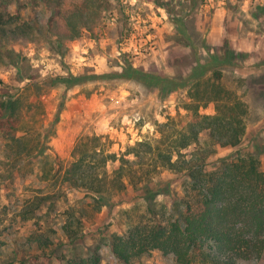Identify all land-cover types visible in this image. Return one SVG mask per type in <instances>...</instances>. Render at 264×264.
I'll return each instance as SVG.
<instances>
[{
	"label": "rangeland",
	"instance_id": "374dc122",
	"mask_svg": "<svg viewBox=\"0 0 264 264\" xmlns=\"http://www.w3.org/2000/svg\"><path fill=\"white\" fill-rule=\"evenodd\" d=\"M162 1L170 2V8L157 0H112V14L107 12L106 21H92V29L85 28L82 36L59 42L57 37L69 30L68 14L83 6L90 11L86 0H0L4 15V24H0V97L25 96L23 108L33 129L26 140L29 147H35L32 157L23 155L19 161L8 157L17 149L6 147L0 129V264H21L40 252L38 243L29 240L33 230L54 242L53 253L47 250L54 255L41 256L36 264H58L57 256L62 253L89 256L96 247L102 253L101 264H126L110 249L112 234L128 231L123 210L148 186L156 187L158 201L172 208L176 195L184 193L186 172L151 166L146 158L144 169L135 177L138 183L133 185L125 177L127 189L105 198L97 210L99 204L85 197L84 191L63 183L62 173L57 181L54 177L44 182L30 172L42 167L38 149L44 148L65 166L73 159L79 140L96 136L106 153L117 156L108 162L112 171L122 157L135 159L132 153L126 155L130 147L144 141L156 147L168 130H175L174 136L186 131L190 120L186 104L191 101V84L196 78L221 73L212 78L220 90L249 105L242 143L233 148L214 144L215 153L206 168L212 170L223 160L252 153L264 170V0ZM123 6L127 22L120 20ZM179 18L184 20V31L176 21ZM118 24L131 28L123 39ZM129 66L136 71L130 74ZM141 74L171 81L156 86ZM72 76L79 79H59ZM200 112L215 113V104L201 106ZM200 138L207 141L209 132L202 131ZM59 164L53 162L54 171ZM147 168L149 174L143 172ZM48 187L56 197L35 213H22V196ZM68 205L76 207L78 218L73 228L79 237L73 246H67L70 234L64 227ZM79 207L87 211H78ZM133 264L177 262L172 255L154 251ZM237 264L253 263L240 260Z\"/></svg>",
	"mask_w": 264,
	"mask_h": 264
},
{
	"label": "trees",
	"instance_id": "16d2710c",
	"mask_svg": "<svg viewBox=\"0 0 264 264\" xmlns=\"http://www.w3.org/2000/svg\"><path fill=\"white\" fill-rule=\"evenodd\" d=\"M85 3L91 6L90 11L88 6L71 11L66 17L69 30L60 34L57 41L76 39L82 36L85 28L92 29V21H106L107 12L111 13L109 9L113 5L112 0H86ZM157 4L170 8V2L166 4L157 0ZM124 8L121 9L123 18L120 20L127 22L129 16ZM3 17L0 13V24H4ZM176 21L184 31L183 18ZM118 27L122 39L129 35L131 28L127 24H118ZM132 71L136 70L129 66L128 72L131 74ZM141 76L151 78L156 86L171 81L158 75ZM220 76L221 73L214 72V76L196 78L191 84V101L186 104L190 120L185 132L174 136L175 130L170 129L156 147L151 141L130 147L126 155L132 153L135 159L122 157V163L114 170L108 169V162L117 159V156L106 153L100 147L98 137L87 136L76 143L73 159L65 166L46 153L44 148L41 151L39 148L42 167L37 172L32 168L30 172L36 173L44 182L54 177L57 181V176L62 173L63 183L73 190L84 191L85 197L93 199L95 205L99 204L97 210L101 209L105 198L127 189L125 177L133 185L138 183L135 177L139 175V170L144 169L146 158V161L150 159L151 166L160 165L178 173L186 172L188 178L184 183V193L176 195L171 209L167 203L158 201L157 188L148 186L130 208L123 210L129 228L126 233L112 234V253L126 264L136 263L154 251L174 256L177 264H237L240 260L264 264V170L260 168L259 158L252 153L238 154L231 160H223L215 169L206 168L215 153L214 144L225 148L238 147L247 129L248 103L239 96L220 90V84L212 79ZM59 79L73 82L79 77ZM210 102L215 104V113H201L200 107ZM24 104L23 94H4L0 97V129L7 141L6 147L17 149L13 156L8 157L17 161L23 155L34 156L32 152L35 148L29 147L26 140L33 129L26 118ZM204 130L209 132L207 141L200 138ZM185 149L190 150L184 152ZM53 162L59 164L56 171ZM143 172L149 174L150 169ZM22 197L25 206L22 213L28 216L56 196L48 187L30 190ZM75 208L68 205L64 212L68 216L64 227L70 234L67 246H73L79 237L73 228L77 218ZM77 209H82L83 213L87 211L84 207ZM29 240L37 242L41 250L28 260H22L21 264H36L39 257L54 255L47 251L51 249L53 253L51 238L33 230ZM57 261L58 264H101L102 253L100 247H96L89 256L62 253L57 256Z\"/></svg>",
	"mask_w": 264,
	"mask_h": 264
}]
</instances>
